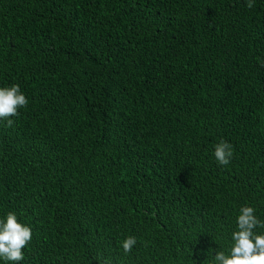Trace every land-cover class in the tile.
<instances>
[{"label":"trees","instance_id":"trees-1","mask_svg":"<svg viewBox=\"0 0 264 264\" xmlns=\"http://www.w3.org/2000/svg\"><path fill=\"white\" fill-rule=\"evenodd\" d=\"M13 84L28 105L0 120V218L32 228L18 264H212L240 205L264 219V0H0Z\"/></svg>","mask_w":264,"mask_h":264},{"label":"clouds","instance_id":"clouds-1","mask_svg":"<svg viewBox=\"0 0 264 264\" xmlns=\"http://www.w3.org/2000/svg\"><path fill=\"white\" fill-rule=\"evenodd\" d=\"M246 7L252 9L254 0H246ZM28 100L18 84L0 87V120L11 128L12 117L19 116V109L26 108ZM233 145L219 140L214 145L213 156L219 166L227 167L233 158ZM234 228L226 240V248H219L212 264H264V219L257 215V209L242 204L235 210ZM32 228L18 220L15 212H8L0 218V259L6 264H18L24 259V249L32 241ZM138 243L135 235H125L120 247L125 255L130 254ZM100 264H112L107 258L97 257Z\"/></svg>","mask_w":264,"mask_h":264}]
</instances>
